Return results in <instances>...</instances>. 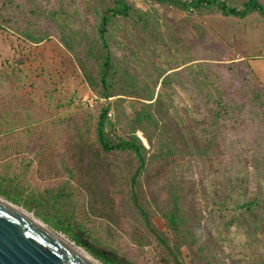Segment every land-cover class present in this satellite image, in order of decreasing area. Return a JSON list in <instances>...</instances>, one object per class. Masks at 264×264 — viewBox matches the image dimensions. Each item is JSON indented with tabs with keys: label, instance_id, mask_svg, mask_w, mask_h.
Here are the masks:
<instances>
[{
	"label": "rangeland",
	"instance_id": "374dc122",
	"mask_svg": "<svg viewBox=\"0 0 264 264\" xmlns=\"http://www.w3.org/2000/svg\"><path fill=\"white\" fill-rule=\"evenodd\" d=\"M126 1L130 15L108 25L104 50L99 28L116 0H0V79L8 76L0 80V197L99 264L87 250L92 244L132 264H174L133 205L140 175L139 201L177 264H209L211 250L214 264H264L263 89L216 36V15ZM211 73L220 84L209 82ZM103 108L110 138L136 130L147 150L150 115L176 142L171 155L143 172L135 155L100 150ZM237 176H248L245 186ZM174 182L185 194L187 223L178 231L166 219L175 210ZM254 199L260 205L240 208ZM190 226L202 238L177 250Z\"/></svg>",
	"mask_w": 264,
	"mask_h": 264
},
{
	"label": "trees",
	"instance_id": "16d2710c",
	"mask_svg": "<svg viewBox=\"0 0 264 264\" xmlns=\"http://www.w3.org/2000/svg\"><path fill=\"white\" fill-rule=\"evenodd\" d=\"M156 1L162 4L168 3L170 5L187 7L192 11L197 10L202 13L203 11H205V13L213 14L216 16H233L237 18H244L254 12H259L261 15L264 16V6L261 4L260 0H191L190 3H183V4L177 0H156ZM130 10L131 7L130 5H128L126 0H116L115 4L104 12V15L102 17V22L99 28V37L103 44L104 50H109V43L106 39V34L108 33V25L111 22H113L114 19L117 18L123 19L128 17L130 15ZM38 41H41V38ZM87 50L85 53L83 52L85 54V57H88L89 49ZM75 56H76V62L79 64V66L83 69L85 75L88 77L89 74L87 73L86 70V64L83 62L84 60L78 57L77 53L75 54ZM103 60L104 61L102 64L103 72H102L101 82L105 92L104 97L108 98L114 96V91L111 89L112 82L109 77V72L112 70L111 58L107 53H105V56H103ZM7 78L8 76L4 75V77H2L1 79H7ZM218 79L219 78L215 73H211L209 82H211L213 85L220 84ZM106 116H107V109L103 108L96 129V143L100 150L107 153H118V154L129 153L135 155V157L140 163L139 169L143 167L142 169L143 172L146 171L145 167L151 166L150 164L153 163L156 158H164L166 156L171 155L170 153L171 148L174 149V145H176V142L173 141V138L171 136H166V134L159 128V122L154 121V119L150 115H147V118L149 119L150 122H152L151 126L155 128L150 132L147 130L149 135L145 131L146 139L148 140V143L150 145L149 150L143 147L140 139L136 135L137 132L136 130L133 131V133L135 134L130 135V137L127 139L118 138V137L110 138L109 133L108 132L106 133V129H105ZM143 122L144 121L142 120L138 121V123L140 124H142ZM164 150H166V152ZM151 151L152 153H149ZM149 154L150 156H148ZM228 169L225 170V174L227 175L228 178L231 179L235 175L233 174L231 168L228 167ZM139 178L140 175H138L137 177H133L134 190L133 189L131 190V195L133 197V205L137 209L140 216L142 217L144 221L145 229L156 239V241L160 245H163V247L165 246L168 256L171 257L170 259H172V262L174 264H177L178 262L177 256L173 253V251L169 248V246L166 245L165 240L159 234H156L154 232V229L152 228L149 222V211L139 201V192L136 189V185L138 183ZM239 179H241L242 181L241 186H245L246 183L248 182V176H241V177L237 176V179L235 180L240 182ZM176 180L174 179L172 181H176ZM172 184L178 185L175 188V191L172 193L175 210H173V212L166 215V219L169 226L173 230L178 231L181 226H185L187 223L186 219L181 215L182 213L181 199H183L185 202V194L183 193L182 187L179 185V182L177 183L174 182ZM232 189L233 187H231V190ZM244 189L246 191L248 190L247 187H245ZM244 196L246 195L244 194ZM49 200L51 201L52 199L48 198L45 200V202H48ZM54 204L59 205V203L57 202H55ZM257 205H260V202L257 199H254L253 201H246L245 203H243V205L240 208H246L248 210H252L253 206L255 208V206ZM227 208L228 207L226 206V209ZM55 225L58 228H61L58 225V222H56ZM191 229L192 226H190L189 229L185 232V238L181 244H177V250H179L180 247H182L186 242H188L189 238H191L194 242H196L198 241V237H201V235L194 234ZM66 232L69 233L68 230H66ZM69 234L70 236H72V239H74L77 245L79 244L81 245L80 240L75 236H73V233H69ZM201 249H203V247H201ZM87 250L94 258L102 261L104 264H132L131 261L119 259L116 255L109 254L105 249H103V247L99 246V244H96L94 246L92 244L91 247H87ZM210 254H211V259L209 261V264H214L213 257H215V252L211 250Z\"/></svg>",
	"mask_w": 264,
	"mask_h": 264
},
{
	"label": "water",
	"instance_id": "95a60500",
	"mask_svg": "<svg viewBox=\"0 0 264 264\" xmlns=\"http://www.w3.org/2000/svg\"><path fill=\"white\" fill-rule=\"evenodd\" d=\"M70 244L73 245L0 197V264H93Z\"/></svg>",
	"mask_w": 264,
	"mask_h": 264
},
{
	"label": "crops",
	"instance_id": "0c3cea01",
	"mask_svg": "<svg viewBox=\"0 0 264 264\" xmlns=\"http://www.w3.org/2000/svg\"><path fill=\"white\" fill-rule=\"evenodd\" d=\"M264 6V0H260ZM216 16L210 24L235 63L246 68L264 91V16L259 12L244 18Z\"/></svg>",
	"mask_w": 264,
	"mask_h": 264
},
{
	"label": "bare ground",
	"instance_id": "6f19581e",
	"mask_svg": "<svg viewBox=\"0 0 264 264\" xmlns=\"http://www.w3.org/2000/svg\"><path fill=\"white\" fill-rule=\"evenodd\" d=\"M63 241H64V239H63ZM69 246H72V248H74L79 254H81L82 257H84L88 261L92 262L93 264H99L96 260L92 259L88 254H86V252L81 251L82 249L81 250L77 249L74 245H71V244Z\"/></svg>",
	"mask_w": 264,
	"mask_h": 264
},
{
	"label": "built area",
	"instance_id": "2783aa9c",
	"mask_svg": "<svg viewBox=\"0 0 264 264\" xmlns=\"http://www.w3.org/2000/svg\"><path fill=\"white\" fill-rule=\"evenodd\" d=\"M183 3H190L191 0H181Z\"/></svg>",
	"mask_w": 264,
	"mask_h": 264
}]
</instances>
